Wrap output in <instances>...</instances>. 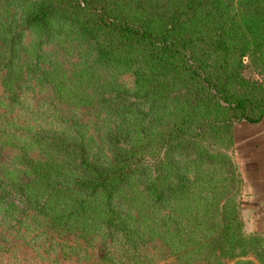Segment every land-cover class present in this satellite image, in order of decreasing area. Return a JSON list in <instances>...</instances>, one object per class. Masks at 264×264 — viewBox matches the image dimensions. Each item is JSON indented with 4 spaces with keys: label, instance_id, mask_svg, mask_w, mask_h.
I'll list each match as a JSON object with an SVG mask.
<instances>
[{
    "label": "trees",
    "instance_id": "trees-1",
    "mask_svg": "<svg viewBox=\"0 0 264 264\" xmlns=\"http://www.w3.org/2000/svg\"><path fill=\"white\" fill-rule=\"evenodd\" d=\"M20 24V37L26 30L47 37L54 25L74 32L86 47V69L133 68V92L98 84L91 101L101 128L61 111L69 126L30 129L12 175L0 146V211L47 216L54 231L97 239L109 256L115 243L136 247L142 202L157 211L188 191V164L212 157L201 140L232 141L236 121L264 116V0H36ZM14 54L0 53V69L15 104L20 87L53 70L18 65ZM32 55L42 57L39 46ZM244 56L259 77L244 74ZM32 143L41 157L27 149Z\"/></svg>",
    "mask_w": 264,
    "mask_h": 264
},
{
    "label": "rangeland",
    "instance_id": "rangeland-1",
    "mask_svg": "<svg viewBox=\"0 0 264 264\" xmlns=\"http://www.w3.org/2000/svg\"><path fill=\"white\" fill-rule=\"evenodd\" d=\"M35 2L0 0L1 55L11 56L15 49L10 58L18 65L34 61L53 70L42 83L27 82L20 87L21 101L14 104L6 98V69H0V146L4 169L11 175L20 168L14 169L19 148L31 142L30 129L69 126V117L64 122L57 116L61 111L72 112L91 131L101 128L102 120L96 117L97 107L91 101L97 97L100 81L135 91L132 67L109 64L86 69V47L66 28L54 25L47 30V37L31 30L18 36L21 16ZM38 46L42 57L35 60L32 50ZM247 58H242L244 74L259 77L256 63ZM165 103L164 114L168 117L173 107ZM202 142L212 157L188 164V191L160 204L157 211L150 200L142 202L145 216L137 226L141 238L135 248L115 243L109 256L105 248L96 246L102 247L97 239L85 241L54 231L47 216L32 211H0V264H264V230L247 224L232 141L218 137ZM29 145L27 149L34 157L42 156L33 143ZM223 236L233 241L231 245L223 241Z\"/></svg>",
    "mask_w": 264,
    "mask_h": 264
},
{
    "label": "crops",
    "instance_id": "crops-1",
    "mask_svg": "<svg viewBox=\"0 0 264 264\" xmlns=\"http://www.w3.org/2000/svg\"><path fill=\"white\" fill-rule=\"evenodd\" d=\"M232 141L247 224L264 230V116L256 121H236L232 126Z\"/></svg>",
    "mask_w": 264,
    "mask_h": 264
}]
</instances>
